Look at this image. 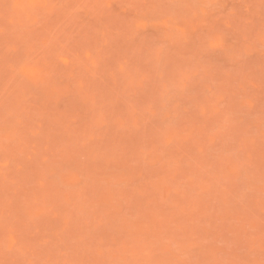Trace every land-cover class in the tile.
<instances>
[{"label":"rangeland","instance_id":"rangeland-1","mask_svg":"<svg viewBox=\"0 0 264 264\" xmlns=\"http://www.w3.org/2000/svg\"><path fill=\"white\" fill-rule=\"evenodd\" d=\"M0 264H264V0H0Z\"/></svg>","mask_w":264,"mask_h":264}]
</instances>
